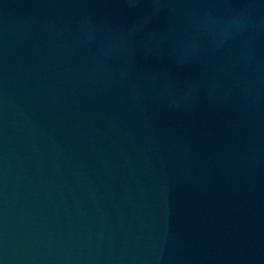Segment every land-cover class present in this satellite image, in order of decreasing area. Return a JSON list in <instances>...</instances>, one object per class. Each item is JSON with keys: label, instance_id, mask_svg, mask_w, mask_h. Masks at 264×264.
I'll return each instance as SVG.
<instances>
[{"label": "water", "instance_id": "water-1", "mask_svg": "<svg viewBox=\"0 0 264 264\" xmlns=\"http://www.w3.org/2000/svg\"><path fill=\"white\" fill-rule=\"evenodd\" d=\"M0 264H264V0H0Z\"/></svg>", "mask_w": 264, "mask_h": 264}]
</instances>
